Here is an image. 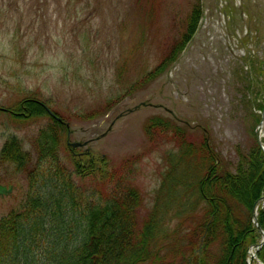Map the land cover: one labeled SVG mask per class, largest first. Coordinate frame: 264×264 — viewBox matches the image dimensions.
Returning a JSON list of instances; mask_svg holds the SVG:
<instances>
[{"label": "rangeland", "instance_id": "374dc122", "mask_svg": "<svg viewBox=\"0 0 264 264\" xmlns=\"http://www.w3.org/2000/svg\"><path fill=\"white\" fill-rule=\"evenodd\" d=\"M198 4L203 13L196 33L163 71ZM26 99L46 103L69 126L60 152L69 170L77 160L66 141H90L76 151L89 149L105 173L73 175L79 190L95 201L110 198L115 187H134L140 196L136 225L155 215L163 227L155 230L149 259L185 264L198 243L197 226L170 209L173 182L167 177L186 169L206 175L207 152L233 173L257 144L264 0H0V109L16 110ZM46 116L25 119L0 110V149L15 137L30 151L49 123ZM158 119L164 125H153ZM8 173L17 189L0 199V219L19 209L26 191L25 176L12 168ZM188 191L183 197L190 198ZM257 234L249 248L261 243Z\"/></svg>", "mask_w": 264, "mask_h": 264}, {"label": "trees", "instance_id": "16d2710c", "mask_svg": "<svg viewBox=\"0 0 264 264\" xmlns=\"http://www.w3.org/2000/svg\"><path fill=\"white\" fill-rule=\"evenodd\" d=\"M201 16L198 4L175 57L192 38ZM18 110L25 119L48 115L30 100H24ZM48 119L30 142V151L24 150L20 156L19 150L24 148L21 141L9 137L0 153L1 161L12 160L19 169L31 166L27 170L29 196L18 210L0 219V264H154L147 246L161 230L154 224L155 215L146 225H136L137 190L118 186L110 198H88L75 186L60 159L61 138L67 134L64 122ZM153 122L163 124L159 119ZM164 128L169 129L167 125ZM192 152L187 148L186 154ZM210 154L206 153V175L200 178L197 172L193 175L186 169L183 176L169 179L173 182L168 190L174 195L175 215H186L197 226L194 235L198 243L190 247L185 264H247L246 252L258 239L250 212L264 195V157L254 143L231 173L216 166V156ZM75 173L102 177L105 170H97L88 161L84 167L76 164ZM184 189L190 191V198L183 197ZM161 203L157 200L155 209ZM237 209L243 213L241 219ZM257 222L264 231V206L257 210ZM43 242L47 245L41 250ZM257 257L264 264V245Z\"/></svg>", "mask_w": 264, "mask_h": 264}, {"label": "bare ground", "instance_id": "6f19581e", "mask_svg": "<svg viewBox=\"0 0 264 264\" xmlns=\"http://www.w3.org/2000/svg\"><path fill=\"white\" fill-rule=\"evenodd\" d=\"M176 59H177V57H175V55H173L172 57H171V59L169 60V62L167 63V65H166V67L164 68V70L163 71H165V70H167L168 68H169V66L172 64V62L174 63L175 61H176ZM141 81V80H140ZM139 81V82H140ZM26 100H30V101H32L33 103H35L37 106H40L41 108H43V110L48 114V112L46 111V108H48V106L46 105V103H43V102H40V101H38V100H35V99H26ZM49 109V108H48ZM1 110V109H0ZM50 110V109H49ZM11 112H13V113H18V112H20V110H18V109H16V110H10ZM51 111V110H50ZM128 112V111H127ZM51 113L53 114V116H50L49 114H48V116L49 117H51V118H54V119H56V118H58V119H60L55 113H53L52 111H51ZM94 113H96V112H94ZM40 116H42V115H39L38 117H40ZM48 116H46L47 118H48ZM62 140H63V138H61V147H62ZM257 142H259V146H258V144H257V146H258V148H259V150L261 151V153H262V155H263V157H264V112H263V115H262V120H261V123H260V125H259V129H258V139H257ZM22 143V142H21ZM72 143H77V142H69V141H66V146H67V148H69L70 149V151H71V153H72V156L74 157V158H76V163L74 164V166H73V170L71 171V170H69L68 168H67V166H65V164L62 162V159H61V156H60V159H61V162H62V164L64 165V167L67 169V171H69L70 173H71V177H72V181H73V183H74V180H73V175H77V176H79V177H83V176H85V175H79V174H77V173H75V165L76 164H80V166H82V167H84V166H86V163L88 162V161H90L93 165H94V168H96L97 170H99L100 169V167L99 166H97V162H96V159L94 158V156L91 154V152L89 151V150H85V151H83V152H80V151H76V150H78V149H81V148H79V147H72L71 145H69V144H72ZM4 145V144H3ZM3 145H2V147H3ZM23 145V144H22ZM2 147H1V149H0V153H1V150H2ZM24 147V146H23ZM61 147H60V152H61ZM24 148L22 149V147L20 148V152H19V155L21 156V155H23L24 154ZM27 151V150H26ZM60 154V153H59ZM87 160V162L85 163V164H83L84 162V160ZM81 164H83V165H81ZM0 172H2V175L0 174V177H1V179H0V181L2 182V183H4V184H10L13 188H14V190L16 191V189H17V187H16V185L15 184H13L12 183V180L9 178V173H8V169L9 168H12L13 170H14V173H17V174H22V175H24L25 176V179H26V191H25V193H24V197H22L23 198V200L26 198V197H28L29 196V190H30V185H29V180H28V178H27V170L28 171H30V169H31V166H29V165H25L23 168H21V169H19L16 165H15V162L14 161H12V160H10V161H8V162H3V161H1V159H0ZM262 172L264 173V161H263V166H262ZM92 174H94V173H91V175ZM86 175H89V174H86ZM95 175V174H94ZM168 176V175H167ZM170 178L168 177V180H169ZM127 185H129V184H127ZM76 186V185H75ZM77 187V186H76ZM129 187H132L131 185H129ZM78 188V187H77ZM132 188H134V187H132ZM79 189V188H78ZM163 190V188L161 189V191ZM0 191H4V188L3 187H1L0 186ZM160 191V192H161ZM138 192V191H137ZM139 193V192H138ZM171 196L173 197V199H174V195L172 194H170V196H168L169 197V200L167 199V201H169L168 202V204L171 206V208L170 209H174L175 207H174V202H173V200H171L170 201V199H171ZM88 198H90V197H88ZM1 199V198H0ZM23 200H22V202H23ZM160 201L161 202H164L165 200L164 199H162V197H161V199H160ZM166 201V202H167ZM262 202L263 201H259L257 204H256V209H255V212H257V208L259 207L258 205L259 204H262ZM166 204V203H165ZM166 206H167V204H166ZM138 208V207H137ZM135 213H136V211H135ZM154 224L156 225V226H160V224L161 223H157V221H155L154 222ZM80 226V225H79ZM253 228L255 229V230H257L259 233H260V230H262L261 228H260V230H258L255 226H253ZM163 229V227L161 228V226H160V230L161 231H163L162 230ZM262 233L264 234V231L262 230ZM157 236V235H156ZM156 238V239H155ZM155 239V240H154ZM158 240V238L157 237H153L152 238V240H151V242H149L148 243V246H147V248H148V250H152L153 249V245L155 244V242ZM260 243H258L257 245H259ZM46 245H47V243L46 242H43L42 244H41V246H40V249L41 250H43L45 247H46ZM257 245H255L254 247H252V248H249L248 250H247V252H246V254H247V259H246V263L247 264H251V263H255V262H257V264H263L259 259H258V257H257V255H258V252H259V250L262 248V246L264 245V244H262V246L259 248V250L258 251H256L257 250ZM38 248H39V246H38ZM250 260H252V262H250Z\"/></svg>", "mask_w": 264, "mask_h": 264}, {"label": "water", "instance_id": "95a60500", "mask_svg": "<svg viewBox=\"0 0 264 264\" xmlns=\"http://www.w3.org/2000/svg\"><path fill=\"white\" fill-rule=\"evenodd\" d=\"M46 111L48 112V114H49L50 116H53V114L51 113V111H50L48 108H46ZM129 112H130V110H129ZM263 112H264V110H263ZM263 112H262V115H263ZM262 115H261V120H262ZM56 120H59V119L56 118ZM260 123H261V122H260ZM260 123H259V125H260ZM259 125H258V126L256 127V129H255V137H256V140L258 139V129H259ZM257 144H258V146H259V142H257ZM69 145H71L72 147H81V146L86 145V143H83V144H81V143H72V144H69ZM259 201H263L262 203H264V197H261V198L258 199V201H256V203H255V205H254V208H253V211H252V222H253L254 226H255L258 230H260V226L258 225V222H257L256 213H255V207H256V204H257ZM260 232H261V236H262V241H261V243H260L259 245H257V250H256V251H258L259 248H260V247L262 246V244L264 243V234L262 233L261 230H260ZM250 262H252V260H250ZM249 264H250V263H249Z\"/></svg>", "mask_w": 264, "mask_h": 264}, {"label": "flooded vegetation", "instance_id": "af4514ba", "mask_svg": "<svg viewBox=\"0 0 264 264\" xmlns=\"http://www.w3.org/2000/svg\"><path fill=\"white\" fill-rule=\"evenodd\" d=\"M4 113H8L11 116L21 115V114H18V113H13L10 110H6V111H4ZM0 186L4 188V191H0V198L9 197L15 191L14 188L10 184H4L1 181H0Z\"/></svg>", "mask_w": 264, "mask_h": 264}]
</instances>
